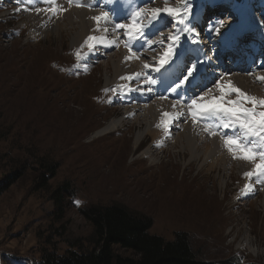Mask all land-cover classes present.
Listing matches in <instances>:
<instances>
[{
    "label": "rangeland",
    "instance_id": "obj_1",
    "mask_svg": "<svg viewBox=\"0 0 264 264\" xmlns=\"http://www.w3.org/2000/svg\"><path fill=\"white\" fill-rule=\"evenodd\" d=\"M58 1L57 5L65 2ZM82 1L100 3L102 11H97H106V17L102 19L101 16L94 22L92 18L93 24L107 25L112 31L104 38L110 40L114 35L120 36L118 40L122 46L112 48L108 43L96 46L98 40L89 36L81 45L75 46V32L72 30L46 37L36 34L35 39L29 35L30 25L24 23L29 20L30 12L47 9L48 6L41 0H0V183L14 170L24 174L0 194V264H4L2 258L12 259L14 264H33L40 259L42 252L63 256L69 251L86 249L91 227L78 210L89 205L111 204H121L150 218V233L166 241H173L177 233H185L192 251L201 261L211 264H264V173L258 174L256 169L257 164H264L261 159L264 155V130L257 127L258 135L246 136L240 126V119L246 118L244 113H238L237 119L216 107V102H219L221 107L254 110L259 118V114L264 112V104L259 103L264 100L262 80L256 81L260 88L259 96L251 95L252 90L249 89L232 94L229 91L233 88H226L224 93L229 94L225 97L222 94L225 87H222L218 99L210 103L214 105L201 111L200 107H193L188 97L184 96L181 101L175 98L181 93L186 95L188 88L176 93L175 87L167 91L172 80L167 82L164 79V65L172 66L178 57L190 52L194 46L196 28L200 34L210 37L209 41L228 33L227 39L235 41L241 35L238 41L242 38L250 41L249 46L242 50L251 44L261 45L264 49L262 0L247 5L242 13L223 3L213 6L214 1L211 0L190 2L183 11L178 10L183 0ZM74 8L88 11L81 6ZM157 8L161 11L154 15L153 9ZM166 8L176 10L174 18L164 11ZM218 8L222 12L210 17L209 13ZM49 9L52 12L59 10V14L64 11L55 4ZM189 12L193 14L190 20L187 19ZM196 20H203L202 27H198ZM133 22L140 26V32L131 27ZM119 24L130 27L121 29L117 27ZM101 46L104 48L100 49ZM217 48L221 50L220 46ZM95 49L101 52L96 53ZM170 49L171 54L161 64V58ZM120 51H125L126 54L121 56L125 57L127 66H124L130 70H124L126 77H119V84H115L112 70L104 68L103 64L108 59L111 62L118 59ZM247 52L243 53L242 60L230 61L231 66H244L249 57ZM185 74V70L177 69L174 75L185 79ZM257 75L249 77L250 81ZM126 78L134 79L133 82L140 80L143 85L140 89L125 86ZM251 86L247 85L248 88ZM156 93L162 96L148 102L144 100ZM201 94L197 101L201 100ZM247 97L257 102L254 104ZM168 100L176 103L174 106L189 107L190 104L189 108L192 107L194 112L191 111L188 120L207 131L208 138L220 136L218 140L226 151L224 154L232 157L230 160L226 158L231 161L229 167L209 170L203 165L204 160H191L181 145L168 144L158 150L149 134H144L134 145L146 125L145 121L134 120L143 111L128 116L134 113L133 106L139 108ZM176 100H179L178 104ZM230 101L236 103L232 105ZM197 104L201 105L197 102L195 106ZM85 110L89 114L84 116ZM167 114L161 116V124L156 131L164 136L174 133L172 141H175L182 131H176L175 127L188 120L178 124L177 120L174 122L173 115ZM196 114L209 128L196 121ZM113 120H122L115 131L88 142L95 132ZM63 123L74 125L75 129L71 131L73 127L66 128L68 126ZM75 131L79 135L72 140ZM229 138L251 148L255 153L254 159H242L244 153L236 150L235 146L230 152L225 144ZM202 146L203 143L199 144L200 148ZM147 151L149 153H145ZM123 152L122 165L125 167L119 173L123 177L120 181L116 174L118 168L114 165L116 154ZM40 159L56 163L59 167L53 179L49 180L48 175H44L49 180L47 189H39L43 169L34 164ZM244 165L248 167L247 173H253L251 177L238 171V167ZM173 170L176 175H169ZM251 183L261 184L262 188L256 190L254 187L255 196L246 197L247 193L250 194ZM65 184L71 194L64 204V218L59 221L54 214L50 192ZM247 188L249 191L245 193ZM178 190L182 191L181 195L185 192L188 196L196 192L200 200L194 203L199 205L190 203L188 196L184 201L174 198ZM155 191L159 192L160 204L155 206L159 213L149 211L142 204L146 200L151 202V198L156 196ZM148 196L150 198L147 199ZM174 199L181 202L174 205ZM118 254L132 256L126 251H118Z\"/></svg>",
    "mask_w": 264,
    "mask_h": 264
},
{
    "label": "bare ground",
    "instance_id": "obj_2",
    "mask_svg": "<svg viewBox=\"0 0 264 264\" xmlns=\"http://www.w3.org/2000/svg\"><path fill=\"white\" fill-rule=\"evenodd\" d=\"M56 1H58V0H56ZM56 1L42 0V3L48 6V7L46 6L47 9L36 10V12H32V13L30 12L28 14V16L26 15L29 20L24 24L30 25V28L28 30L29 35H31L32 37L37 39L36 34L37 35H43L46 37L52 33H56L59 35L63 31L72 30L75 32V37L73 39L75 41L73 43L75 46L81 45V43L84 42V39L88 36L93 38V39L98 40L96 46H99V45H102L105 43H108L107 45L111 46L112 48H114L113 46L118 47V46L123 45L122 42H119V40H118V37H120V36L114 35L110 40L104 38V36L111 35V33H109V32L112 31L111 29H109V27L107 25L101 27L100 25L96 26L93 24V22L97 21V20L93 19V22H92V18H95L97 16H100V17L102 16V19H103L105 16L102 14H106V11L99 13L96 10L98 8L97 4L91 3L90 1L84 3V1H82V0H64L65 1L64 3L57 5ZM58 2H60V1H58ZM54 4L56 6H58V9H60V10L64 9L63 14H59V10L52 12L53 10L49 9ZM74 6H81L84 9L85 8L88 9V11L77 10L76 8H74ZM57 16H59L58 19H56ZM202 24H203V20L201 21V24H200L201 27H202ZM198 30H199V28H196V32H197L198 36H196L195 43H197L198 40L203 41L204 48L202 50L197 51L195 61L199 66H204L205 59L208 60V63L203 67L204 73H201L198 75L197 80L195 81V84L193 85V87L189 88L187 91V96L189 99L195 101L196 103L198 102L199 104L204 105L205 107L201 108L200 107L201 105L199 106L198 104H197L198 106H195L196 103L193 105V107H196V108L200 107L199 110H202V109L209 107L213 103L212 101L215 99H218V97L220 96V93H221L220 90L222 87H225L222 90L223 95L229 94V93H232V94L235 93V91L233 92L232 90H230L229 93H224L226 88L227 89L233 88V89H238L239 91H244V92H246L245 91L246 89H249V90H252L251 95H256V96L258 95L259 96L260 95V88L258 87V83L256 81L258 79L262 80L261 87H264V74H263L264 73V49H262L260 47L261 45L258 46V45H252L251 44L247 50L248 51L247 53H249L247 63L242 67L235 68V67L231 66V63H230V61L235 62V59L227 57L224 52H222L221 50H217L218 49L217 48L218 47L217 40H215V41L212 40V41H207V42H206V40L204 41V35L202 33L200 34V32H198ZM249 42L250 41L248 39L243 40L242 42H240V47L249 46L248 45ZM101 48H104V46H101L100 49ZM215 48H217V49H215ZM95 52L100 53L101 51L100 50L96 51V49H95ZM122 52L120 51L118 53V56H119L118 59L113 60L112 62L110 59H108V62L103 64L104 68L112 70L111 72H112L113 80H114L115 84L117 82H119V80H118L119 77H121V76L126 77V74H127V72L124 73V70L128 69L127 67H125V66H127V65H125L126 64L125 57L123 58V56H121L122 54L125 55L126 53H125V51L123 53ZM188 64H190V62H188ZM128 70H130V69H128ZM129 72H131V71H129ZM257 73H258V75H257ZM253 75H257V76L252 78V81H250L251 79L249 77H251ZM128 76H130V75H128ZM206 78H209L210 81L205 83L204 80ZM126 79L124 81L125 86H134L131 88L140 89L143 85L142 83H140V80L133 82L134 79H132V78H128L127 80ZM137 83L138 84L140 83V85H138ZM224 83L228 84V85L227 86H219V84H224ZM117 84H119V83H117ZM248 84H252V86L250 88H248L247 87ZM211 85H213V86H211ZM201 93H203V94H201ZM199 94H201L200 99L202 101L201 100L197 101ZM118 95H119V93L117 94V96ZM145 96H147V95H145ZM161 96L162 95L160 93H156L154 96L146 97L144 100L146 102H148V101H151L152 98L156 99V98H160ZM183 98H184L183 94H180L177 96V99H179L180 101ZM178 101H177V104L179 103ZM200 102H202V103H200ZM153 104H149L147 106H143V107H139V108H134V106H133L132 110L135 114L134 113H132L131 115L128 114V116L131 117L132 115H136L137 111H141V112L143 111L142 114L136 115L135 116L136 118L134 120H135V122L145 121V125L147 128V129L145 128V130H144V132H142V134H139L136 137L134 145H136L139 142V140L141 139V137L144 134H149L153 137V142H152L153 146H155L158 150L159 149L162 150L168 144H171L174 146H177V145L180 146L181 145L182 147L184 146V150L187 151L191 160H193V161L204 160L203 165L205 167H208L207 169H209V170L210 169L212 170L213 168H221V167L224 168V167L230 166L231 161L229 162L227 160L228 159L230 160V158H232V157L231 156L228 157V155L224 154L226 151H224L222 149L221 142L219 141L220 136H219V138L216 137L217 139L216 138H208L209 134H207L208 133L207 131H205L204 129L203 130L200 129V127L198 125H196L194 122H191L188 120L189 113H191V111H194V109L192 107L189 108L190 106L189 107L185 106L186 108H182L179 105L174 106L176 103L174 104V102L172 103L169 100L168 101H158L157 104H155V103H153ZM208 104H210V105H208ZM176 109H178V110H176ZM49 110H50V108H49ZM167 113H169L170 115H173L172 118L173 119L175 118L174 122L177 120L178 124L182 120H184V121L188 120V122H183V123L180 122V124L175 127L176 131L179 129H182V131L178 134L177 140H175V141H172L174 139V138L172 139V137H173L172 134H174V133L170 134V136H169V134L164 136V135H162V133H158L156 131L157 126L161 124V116L163 117V115L165 116V114H167ZM88 114H89V112H87V110H85V112L83 111L84 116L88 115ZM73 115H76V114H73ZM53 116H54V114H53ZM69 117H70V115H69ZM69 117H67V119ZM82 118H83V116H82ZM84 120H83V123H84ZM166 122L167 121H165V123ZM121 123H122V120L111 121L104 128L95 132L92 135V139L88 142H91L94 139H98V138H100L106 134H109L110 132L115 131L121 125ZM64 125L68 126L66 128H72L73 127V129H71V131L75 129L74 125L69 126V123L68 124L65 123ZM78 132H79V130H78ZM78 135L79 134H77L75 131L72 134L71 139L72 140L76 139V137H78ZM201 143H203V146L200 148L199 144H201ZM145 153H149V152L147 151ZM124 154H125V152H123L122 154L121 153L116 154V160H115L114 166L116 168H118V170L116 171V174L119 177L121 176V175H119V173L122 171V169H124L123 167H125L122 165V163L124 162ZM226 158H228V159H226ZM199 162H201V161H199ZM241 165H243V164H241ZM233 168L237 170V168L235 166ZM230 169H232V166L229 168V170ZM238 171L247 173L246 171H249V170H248V167H245V165H244L242 167H238ZM170 173L171 174H169V175H173V174L176 175V172L174 170L170 171ZM164 174L167 175L168 173H164ZM182 175H181V177L183 178L184 175L183 176ZM122 176H123V174H122ZM160 177L162 178V175ZM121 178H123V177L119 178L120 181H121ZM175 178H174V180H175ZM176 180H177V178H176ZM117 181H118V179H117ZM117 181L115 183H117ZM122 185L125 186L124 184H122ZM165 187H168V186L165 185ZM175 187H178V186H175ZM254 187L256 190H258L259 188H262V185L251 183V185L249 187V189H251V191H249L248 188L245 190V193H246V191L250 192V194H248V193L246 194V197L247 196H253V197L255 196V192H253ZM182 188H184V187L182 186ZM115 189H116V186L113 187V190H115ZM124 190H125V188H124ZM155 192H156V196L154 199H153V197L151 198V202H147L148 200L145 199L146 201L144 203L142 202V204L149 211L154 210V211H157L159 213V211L157 210V207H155L158 204H160V198L159 199L157 198V196L159 195V192L158 191H155ZM181 192L182 191H179V193L176 194V196H174V198H178V199L184 201V200L188 199V197H190L191 198L189 200L190 203H194L196 200H200V199H198L196 192L194 194L189 195V196L185 192L182 193V195H181ZM152 195H154V194H152ZM148 198H150V197L148 196L147 199ZM137 200H139V199H137ZM180 200L174 199V205L175 204L178 205V203L181 202ZM140 201H143V200H140ZM171 201H173V200L171 199ZM194 204L199 205L198 203H194ZM207 214L211 215V213H207ZM225 221H224V223H225Z\"/></svg>",
    "mask_w": 264,
    "mask_h": 264
},
{
    "label": "trees",
    "instance_id": "obj_3",
    "mask_svg": "<svg viewBox=\"0 0 264 264\" xmlns=\"http://www.w3.org/2000/svg\"><path fill=\"white\" fill-rule=\"evenodd\" d=\"M191 1L198 3L199 0H185L184 5ZM215 1H225L230 7L242 10L254 0ZM262 2L264 8V0ZM185 7L181 6L180 9ZM34 165L43 169L39 189H47L49 180L56 176L58 164L40 159ZM45 174L49 180L44 178ZM23 175L20 170L7 174L0 183V194L6 192ZM70 194L66 184L50 192L54 214L59 221L64 218V204ZM78 211L91 227L88 247L81 251L66 252L63 256L42 252L40 259L33 264H211L197 259L185 233H177L173 241L152 235V220L121 204L89 205ZM118 251L130 252L132 256L119 255ZM2 260L4 264H14L12 259Z\"/></svg>",
    "mask_w": 264,
    "mask_h": 264
},
{
    "label": "snow or ice",
    "instance_id": "obj_4",
    "mask_svg": "<svg viewBox=\"0 0 264 264\" xmlns=\"http://www.w3.org/2000/svg\"><path fill=\"white\" fill-rule=\"evenodd\" d=\"M161 10L160 9H153V14H157L159 13ZM165 12H167L169 15H175L176 14V10L172 9V8H166L164 9ZM106 17V14H102ZM94 19H96L97 21L101 19L100 16L95 17ZM118 28L124 29V28H129V25H125V24H119L117 25ZM132 28H136L137 32L141 31V28L139 25H137L135 22H133V25H131ZM171 54V49L169 50V52H166L164 57L161 58V64H163L165 62V58L168 57ZM147 67V65H146ZM192 70H189V75H191ZM185 79H187V77H185ZM233 91L239 92L238 89H233ZM242 95V94H241ZM247 99L251 100L252 103H256L257 101L252 98V97H247ZM196 102L193 101V104H195ZM230 104L234 105L236 102L235 101H230ZM259 103L264 104V100L259 101ZM201 108H204V105L200 106ZM216 107L218 110L220 111H224L226 113H230L232 116L237 117V119H239V115L238 113H244L245 115V119H240V126L241 128L245 131V135H258L257 133V127L260 130H264V112L259 114V118H257V115L255 113V111H251L249 112L248 109H244V108H237V107H221L219 102H216ZM225 144L229 147V151H233V146H235L236 150H239L241 152H243V156L241 157L244 160H251L254 159L255 157V153L253 152V150L251 148H247L244 145H242L240 142H238L235 139L229 138L228 140L225 141ZM262 160H264V155H262L261 157ZM256 169H257V173L258 174H262L264 173V164H257L256 165ZM247 176L251 177L253 175V173L249 172L246 173Z\"/></svg>",
    "mask_w": 264,
    "mask_h": 264
}]
</instances>
